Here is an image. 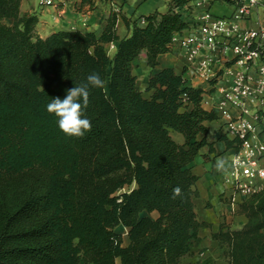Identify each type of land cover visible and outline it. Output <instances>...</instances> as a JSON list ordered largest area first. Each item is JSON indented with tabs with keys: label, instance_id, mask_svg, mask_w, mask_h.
Here are the masks:
<instances>
[{
	"label": "trees",
	"instance_id": "obj_1",
	"mask_svg": "<svg viewBox=\"0 0 264 264\" xmlns=\"http://www.w3.org/2000/svg\"><path fill=\"white\" fill-rule=\"evenodd\" d=\"M22 1L0 0V264H181L208 227L196 212L191 164L219 116L184 72L155 70L160 55L174 53V35L191 28L184 10L196 0H170L166 12L143 16V26L112 10L101 34L46 38ZM120 17L129 29L123 37ZM142 52L149 98L133 71ZM93 72L104 87L89 89L91 131L67 136L47 104ZM176 187L182 194L173 198ZM239 212L248 218L242 228L223 226L213 237L226 245L229 264H264V189ZM118 226L128 230L127 245Z\"/></svg>",
	"mask_w": 264,
	"mask_h": 264
},
{
	"label": "built area",
	"instance_id": "obj_2",
	"mask_svg": "<svg viewBox=\"0 0 264 264\" xmlns=\"http://www.w3.org/2000/svg\"><path fill=\"white\" fill-rule=\"evenodd\" d=\"M210 2L192 3L201 14L174 35L172 48L182 57L183 72L190 71L204 89L203 107L224 119L221 134L238 146L223 174L231 188L227 199L236 205L264 189V24L247 25L264 12V0H229L228 15L214 14ZM112 9L121 10L117 3Z\"/></svg>",
	"mask_w": 264,
	"mask_h": 264
},
{
	"label": "crops",
	"instance_id": "obj_3",
	"mask_svg": "<svg viewBox=\"0 0 264 264\" xmlns=\"http://www.w3.org/2000/svg\"><path fill=\"white\" fill-rule=\"evenodd\" d=\"M54 5L40 4L39 0H23L21 4L22 13L36 12L39 16L37 33L42 38L50 34L66 30L93 31L101 34L107 25V18L112 12L114 3L120 6L122 14L140 18L139 24L145 25L143 16H147L156 11L166 12L170 0H54ZM207 4H205L206 7ZM225 5L229 8L226 9ZM211 11L217 15H228L233 11L231 5L222 2H210ZM40 9V15H39ZM202 8H197L192 4V8L186 12L187 20L193 22L201 14ZM259 13L247 22V25L254 26L258 23ZM118 34L123 37L129 34V29L120 17L118 20ZM119 42L109 44L115 49ZM142 57L147 64L146 52H142L134 61ZM160 64L155 71L163 68H174L176 72L182 73L183 66L177 53H167L159 56ZM134 70V69H133ZM136 75V74H135ZM137 76V75H136ZM149 76V75H148ZM184 76L189 80V84L196 87L197 79L193 78L190 71H186ZM138 78V77H137ZM148 77L145 80L146 89ZM141 89V87H140ZM147 98L151 93L148 92ZM144 94V93H143ZM224 119L219 118L208 122L210 130L207 141L210 145L204 146L194 162L191 164L193 172L199 177L195 190L196 212L198 219L206 222L208 227L200 230V240H193L189 246L188 253L183 257L181 264H229L227 256H223L226 246L216 239L213 234L219 232L223 226L231 229H240L247 222L246 215L239 212L240 204L246 200L240 199L236 205H232L227 199L231 194V188L223 180L224 172L230 167L231 160L235 154V148H229L226 141L221 139V128ZM224 161V169L217 170L215 165L218 161Z\"/></svg>",
	"mask_w": 264,
	"mask_h": 264
},
{
	"label": "clouds",
	"instance_id": "obj_4",
	"mask_svg": "<svg viewBox=\"0 0 264 264\" xmlns=\"http://www.w3.org/2000/svg\"><path fill=\"white\" fill-rule=\"evenodd\" d=\"M90 87H104V81L98 72L89 74L86 83L67 89L63 99L55 97L47 104L48 113L54 114L58 118V127L67 136L83 137L91 131V121L84 114L89 105ZM215 167L217 170H223L224 161H218ZM181 194L180 187L173 189V198L181 196Z\"/></svg>",
	"mask_w": 264,
	"mask_h": 264
},
{
	"label": "rangeland",
	"instance_id": "obj_5",
	"mask_svg": "<svg viewBox=\"0 0 264 264\" xmlns=\"http://www.w3.org/2000/svg\"><path fill=\"white\" fill-rule=\"evenodd\" d=\"M225 8L228 9L229 6L228 5H225ZM39 15H40V9H39ZM258 23H262L264 24V12H260L259 13V18H258ZM257 25V24H256ZM254 25V26H256ZM107 50H108V53L110 55H113L114 53V48L111 47L110 45L107 46ZM178 55V54H177ZM179 56V59L181 60V63H182V66L184 65V62L182 60V57L180 55ZM134 70V74L137 75L138 79H137V82H138V86L139 88L141 87V90L143 91L144 95L145 96H148V92H146V89L144 87V83H145V80L147 79L149 73H150V69L149 67L147 66V64L144 62V60H142V57L139 58V60H137V63H135V66L133 68ZM173 137L178 141V142H182L183 141V138L180 134L178 133H173ZM135 185H133L132 187H125L124 189H122L120 192L118 193H121V192H124V191H127L131 188H133ZM146 215V213H143L141 216H144ZM152 217H156L157 216V213H152L150 214ZM116 232L118 233H121L124 237V245H127L128 243V236H127V228L123 227V226H118L116 228ZM226 246V245H225ZM226 250H227V247H226ZM226 250L225 252L223 253V256L225 255L226 256Z\"/></svg>",
	"mask_w": 264,
	"mask_h": 264
}]
</instances>
